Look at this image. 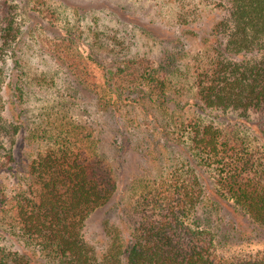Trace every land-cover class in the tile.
Masks as SVG:
<instances>
[{
  "label": "trees",
  "instance_id": "trees-1",
  "mask_svg": "<svg viewBox=\"0 0 264 264\" xmlns=\"http://www.w3.org/2000/svg\"><path fill=\"white\" fill-rule=\"evenodd\" d=\"M33 1L0 0L1 55L16 53L20 13L37 9L39 0ZM214 1L223 14L209 24L210 40L196 61V95L205 107L260 121L264 141V0ZM14 59L21 69L20 59ZM68 63L102 104L122 102L124 90L104 92L90 64L81 66L75 59ZM20 75L0 66V223L17 230L37 249L35 255L54 264H264V252L230 259L216 256L211 232L199 226L195 176H176L144 193L125 209L130 229L126 242L97 253L83 228L89 214L107 203L116 189L111 166L93 151L92 135H81L76 126L69 131L73 136L54 138L42 125L27 126L24 108L16 107L23 100ZM102 75L104 85L126 78L148 85L147 101L159 102L166 95L165 76L144 68ZM186 124L191 147L213 171L222 195L264 225V151L235 130L196 121ZM46 142L55 147L42 148ZM6 179L13 186H7ZM28 263L26 254L0 246V264Z\"/></svg>",
  "mask_w": 264,
  "mask_h": 264
},
{
  "label": "rangeland",
  "instance_id": "rangeland-1",
  "mask_svg": "<svg viewBox=\"0 0 264 264\" xmlns=\"http://www.w3.org/2000/svg\"><path fill=\"white\" fill-rule=\"evenodd\" d=\"M222 14L214 0H39L37 9L20 13L22 34L16 53L0 54V66L13 76L21 74L23 100H16V107L24 108L22 118L30 128H47L53 138L72 135L74 126L81 135H92L93 151L105 157L116 180L109 201L89 214L83 228L97 253L126 242L130 229L125 209L176 176L197 177L198 222L211 232L217 257L264 252V225L222 195L213 171L191 147L186 126L196 121L235 130L264 151L260 121L205 107L196 95L195 64L210 40L209 24ZM14 58L22 62L21 69ZM70 59L81 66L90 64L101 77L104 92L124 90L122 102L102 104L78 71L69 67ZM136 67L165 76L163 100L147 101L148 85L141 87L127 78L103 84L102 74L132 72ZM41 147L55 146L46 142ZM5 182L13 186L8 179ZM0 246L26 254L28 264H54L35 255L37 249L17 230L1 223Z\"/></svg>",
  "mask_w": 264,
  "mask_h": 264
}]
</instances>
